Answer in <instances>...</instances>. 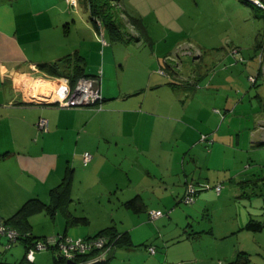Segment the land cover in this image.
I'll return each mask as SVG.
<instances>
[{
  "label": "crops",
  "instance_id": "crops-1",
  "mask_svg": "<svg viewBox=\"0 0 264 264\" xmlns=\"http://www.w3.org/2000/svg\"><path fill=\"white\" fill-rule=\"evenodd\" d=\"M17 2H0V205L10 206L4 216L10 217L18 206L36 199L27 215L33 236H44L39 232L50 230L45 235L85 237L112 226L97 229L84 226L91 223L89 206L102 207L99 209L103 219L114 223L118 206L120 223L113 227L122 238L111 250L109 264H114L109 260L120 251L153 255L145 264H214V257L215 264L230 260L221 254L210 257L195 253L194 257H183L195 251L202 237H221L206 231L204 224L199 226L203 215L200 212L213 195L204 188L217 180L210 175L211 159L227 151L217 141L225 137L218 134L222 123L213 133L218 116L205 125L198 120L206 112L207 102L195 100L205 93L206 87L194 88L198 86L196 79L179 75L180 61L168 54L155 53L151 39L140 37L129 24L122 29L127 40L118 44L125 45L131 53L121 56L112 53L110 59L104 57L98 72L95 67L89 70L85 67L89 55H83L81 49L85 39L78 37L73 43L68 40L71 32L78 34L83 28L88 29L95 42L94 51L99 55L101 38L93 25L85 22L88 6L83 16L79 5L71 7L66 0H48L44 5H34L33 0L23 5ZM102 32V43L112 48L114 42L105 37L106 30ZM262 32L264 27L258 34ZM256 49L237 75L231 76L228 69L219 70L208 88L213 84L217 90L240 81L250 88L247 76L254 75L257 81L253 87L259 85L257 99L264 101V89L259 90L264 61L254 58ZM68 55H78L83 62V74L100 75L101 108L55 104L46 86H39L50 84L46 81L50 78L56 82L64 74H72L71 68L63 67ZM222 56L219 61L228 59L229 67H238V63L231 62L229 52ZM55 62L61 66L57 67L58 75L39 68L40 63ZM220 99L227 107L237 98L225 93ZM256 115L257 120L264 121L259 112ZM39 118L47 120L45 131L36 126ZM197 124L207 127L204 131L210 141L207 135L202 138ZM206 139L210 144L205 143ZM216 145L218 152H214ZM85 151L92 154L88 163L83 160ZM64 180V192L52 196L51 189ZM189 183L196 188L191 204L182 199ZM37 200L47 206L53 204L55 211L50 213ZM60 206L66 209L63 214ZM76 207L81 208L79 212ZM161 209L166 212L149 218V210ZM41 213L50 218L43 216L39 226L34 220ZM188 226L193 230L190 240H187ZM4 242L0 237V247ZM149 246L154 247L153 253L148 251ZM50 256L46 254L48 259ZM6 260L0 258V264L17 262ZM40 260L35 256L33 264Z\"/></svg>",
  "mask_w": 264,
  "mask_h": 264
},
{
  "label": "rangeland",
  "instance_id": "rangeland-1",
  "mask_svg": "<svg viewBox=\"0 0 264 264\" xmlns=\"http://www.w3.org/2000/svg\"><path fill=\"white\" fill-rule=\"evenodd\" d=\"M17 1L18 5L31 2L29 0ZM47 2L48 0H33L34 5H44ZM86 6L84 0H79V13L83 16L86 15ZM115 7L121 8L123 14L127 15L126 17H140L145 25L148 38L153 43L154 52L168 54L177 62L180 61L179 75L186 77L187 74L191 76L189 78L196 79L195 85L198 86L194 88L206 87L205 93L202 96H197L195 100V102H207L206 112L198 119L203 121L202 125L213 122L215 115L218 116L217 124L213 130L215 133V129L219 128L222 123L218 134H223L225 137L217 138V141H221L222 147L226 148L227 151L223 154L219 153L217 157L214 156L211 159L210 175L211 178L214 177V180H217L210 182V185L204 188L205 191H212L213 195L209 199V203L200 212L203 215L200 221L202 223L199 224L200 227L204 224L206 231L214 232L215 237H221L219 239L212 236L202 237L200 239L202 243L197 245L195 251L191 255L188 252L183 257H194L195 253L199 255L208 254L210 257L221 254L222 257L225 255L228 257L227 259H231L229 257L235 256L237 252L241 251L247 255L248 264H264V131H262L264 130V125H262L264 121L257 120L258 115H256L259 112L261 117H264L262 116L264 114V101L260 102L257 99L256 92H258L259 85L248 88L244 81H240L235 85L225 84L224 87L222 86L217 90L213 84H210L211 88H208L214 73L228 69L231 76L237 75L238 71L243 69V63L238 60V57H243L244 62L252 58L258 44L257 41L260 40L261 42L264 39V32L258 34L264 27V9L257 7L248 0H118L115 2ZM85 22L92 24L98 34H101L103 29L100 30L99 26L94 23L89 11ZM121 34L122 39H113L107 33L105 37L114 42V45L111 48L106 44L104 45L100 40L99 55L94 51L96 50L94 48L95 42L88 29L83 28L78 34L74 31L71 32L68 40L73 43L78 37L85 39L81 47L84 51L83 55H89V61L85 67L89 70H94L95 67L96 72H98L102 69L104 57L108 60L112 53H115V56L131 53L125 49V45L118 44V42L123 41V38H127V33L122 31ZM126 38L124 41L127 40ZM90 44L92 45L90 46ZM150 44H147L149 49L151 48ZM234 48H237L238 51L231 52ZM227 52L231 55V62L238 63V67L234 69L229 67L228 59L218 60V57H223L222 54ZM73 56L78 57V55ZM107 60L106 62L109 63L110 60ZM167 62L170 63V60ZM106 66L107 64H105V68ZM64 75L68 76L69 74ZM46 81L50 84L40 83L39 86H46L45 90L52 92L58 81L52 82L53 79L51 81V78ZM180 81H182L181 78ZM259 81L261 82L259 90H262L264 89V78L260 77ZM238 90L241 91L240 94ZM236 91L238 96L235 95ZM215 92L217 93L215 94ZM225 93H228L230 97L237 98L227 107L223 106V99H220V97L225 96ZM204 129L207 127L201 128L197 124L199 134L207 135V139L210 141L211 138ZM217 150L216 145L214 152H218ZM218 184L220 185L219 192L215 189ZM47 207L50 213L55 211L53 204ZM80 207H76L77 212L80 211ZM89 207L92 213L91 223L84 224V226L89 225L91 229H94L105 225H119L118 206L116 207L115 223L103 219L104 216L101 215L99 209L102 207L97 209L92 206ZM9 208L10 206L5 208V206L0 205V209H5L0 212L3 222L9 218L3 214ZM64 210L66 209L59 207L61 214L64 213ZM161 210L166 212V209ZM43 216L48 215L41 213L37 215L34 222L39 223L40 226ZM48 218L50 217L48 216ZM191 218L190 216V220ZM148 221L152 223L154 220ZM250 221H258L262 227L259 230L249 229L246 225ZM49 231H40L39 233H43L44 236L37 237L45 239L47 236L45 234ZM187 231V240H190L193 230L188 226ZM21 242H14L8 248L0 247L2 252L0 258L5 262L6 259L8 262L21 260L25 253L24 245ZM4 244L6 245V243ZM51 251L53 250L50 248L36 250V258L41 260L35 264H56L57 255L54 251L52 254ZM48 252L51 255L49 259L46 257ZM152 256L149 253L134 252L127 254L120 251L113 255L109 262L113 261L114 264H145L148 262L146 259ZM216 259L214 257V264L217 262ZM57 264H65V260H58ZM107 264L109 263L107 262ZM207 264L211 263L207 262Z\"/></svg>",
  "mask_w": 264,
  "mask_h": 264
},
{
  "label": "built area",
  "instance_id": "built-area-1",
  "mask_svg": "<svg viewBox=\"0 0 264 264\" xmlns=\"http://www.w3.org/2000/svg\"><path fill=\"white\" fill-rule=\"evenodd\" d=\"M259 8L264 9V0H248ZM68 5L75 7L77 5V0H66ZM100 30L101 27L99 26ZM101 40L104 42L102 30L99 35ZM232 51H238L234 48ZM257 58L259 61L264 58V39L261 40L258 49L256 51ZM237 56V54H234ZM239 61H244L243 57H238ZM163 73V70H159ZM255 78L253 76H248L249 83L254 82ZM57 86L51 92L52 99L61 106H89L96 105V108H101V89H100V76H81L79 77L74 86L70 85L67 77H60L57 82ZM216 111H218L216 109ZM36 126L39 130L45 131L47 129V120L45 118H39L36 122ZM202 135V138H205ZM92 158L90 152L85 151L83 153L84 162H89ZM215 189L217 192L220 191V185H216ZM196 188L193 184L189 183L186 186L185 193L182 197L183 201L187 204H191L195 201ZM161 210H149V218L155 219L162 215ZM25 234L19 233L16 229L9 227L0 218V237H4L5 244L4 248L10 247V244L19 240L20 236ZM108 238L104 236H97L94 238H83V237H73L64 234L47 235L45 239L38 238L27 247L25 251V257L27 262H32L34 260L35 251L42 248H50L57 255H60L64 260L71 259L75 264H81L90 259L99 257L101 254L108 253L112 244L107 245ZM148 251L153 253L154 247L149 246ZM95 254L88 257L86 260L81 258L89 256L90 254ZM89 254V255H88Z\"/></svg>",
  "mask_w": 264,
  "mask_h": 264
},
{
  "label": "trees",
  "instance_id": "trees-1",
  "mask_svg": "<svg viewBox=\"0 0 264 264\" xmlns=\"http://www.w3.org/2000/svg\"><path fill=\"white\" fill-rule=\"evenodd\" d=\"M116 1L118 0H84V3H86V5L88 6L90 17L94 21V23L97 24V26H99L100 24L101 28L106 30L108 35L112 37L113 39H117V38L122 39L121 32H122V29H124L123 27L126 24L131 25L135 30H137L140 37L148 39L146 28H145V25L142 23L141 18L137 16L126 17L127 15L125 16L123 14V11L121 10V8L115 7ZM77 5H79V0H77ZM125 38H123V40ZM257 43H258L257 44V47H258L260 40H258ZM242 63L244 64V62ZM63 65H64L63 67H66V68L68 67L73 70L72 74H69V75L67 74L68 76H65V75L62 76V77H67L70 85L72 86H74L76 80L79 77L90 76V75L83 74L82 72L83 62L78 57H75L73 55H68L63 60ZM58 66L61 67L58 62H55L53 64H49V63L39 64L40 69L52 75H58L56 71ZM248 76H253L255 78L254 82L250 83L251 86H254L257 81V76H254V75H248ZM248 76H247V79H248ZM102 100H103V97H102ZM89 106L95 107L96 105H89ZM69 107H79V106H69ZM64 190H65V180L62 181L57 187H54L51 189L52 196H56L58 193L59 194L63 193ZM35 201L36 199H30L26 201L4 222L9 227L16 229L19 233L25 234L24 236L22 235L19 237V241L24 242L25 251L27 247L32 243V241L39 238L37 236L32 235V233L29 230V224L27 220V215L34 208ZM37 203L40 204V206L41 205L45 206V204H43L40 201H38ZM79 219L82 221H86V218H76L77 221H79ZM246 227L252 230H259L262 227V224L258 221H250L247 223ZM97 236H104L108 238L109 241L107 242V245L112 244L109 252L107 253L108 257L114 245L117 242H119L120 238H122V234L117 233L113 226H107V227L101 228L94 235L85 236L83 238H94ZM93 255L95 254L94 253L90 254L89 256L83 257L81 259L86 260L88 257L93 256ZM55 262L57 264L58 262L57 258H55ZM1 264H11V263H1ZM13 264H29V263L25 260V255H24L21 260L14 262ZM30 264H33V263H30ZM105 264H107V259H106ZM220 264H248V257L245 253L239 251L235 254V256L232 259L226 260L225 262L220 263Z\"/></svg>",
  "mask_w": 264,
  "mask_h": 264
},
{
  "label": "water",
  "instance_id": "water-1",
  "mask_svg": "<svg viewBox=\"0 0 264 264\" xmlns=\"http://www.w3.org/2000/svg\"><path fill=\"white\" fill-rule=\"evenodd\" d=\"M107 258H108V254L104 253V254H101L99 257H96L94 259L88 260V261H86L84 263H81V264H105ZM57 259L61 260L62 257L61 256H57ZM65 264H75V262L73 260H71V259H67L65 261Z\"/></svg>",
  "mask_w": 264,
  "mask_h": 264
},
{
  "label": "clouds",
  "instance_id": "clouds-1",
  "mask_svg": "<svg viewBox=\"0 0 264 264\" xmlns=\"http://www.w3.org/2000/svg\"><path fill=\"white\" fill-rule=\"evenodd\" d=\"M99 26H100V24H99ZM100 27H101V26H100ZM102 34H103V32H102ZM256 51H257V49H256ZM255 56H256V54H255ZM256 57H257V56H256ZM257 59H258V58H257ZM258 60H259V59H258ZM244 61H245V59H244ZM244 61H242V62H244ZM259 62H261V61H259ZM244 63H245V62H244ZM90 76H93V75H90ZM99 76H100V75H99ZM100 84H101V78H100ZM100 86H101V85H100ZM54 103L57 104L55 101H54ZM18 241H19V240H18ZM16 242H17V241H16ZM24 255H25V253H24ZM56 255H57V254H56ZM57 256H60V255H57ZM34 259H35V255H34ZM62 259H63V258H62ZM62 259H61V260H62ZM93 259H94V258H93ZM25 260H26V257H25ZM66 260H67V259H66ZM66 260H65V261H66ZM90 260H91V259H90ZM33 262H34V260H33L32 262H28V263L30 264V263H33ZM83 263H84V262H83Z\"/></svg>",
  "mask_w": 264,
  "mask_h": 264
}]
</instances>
